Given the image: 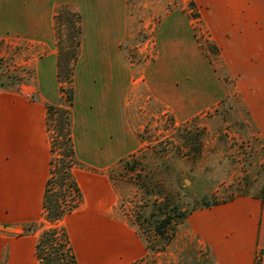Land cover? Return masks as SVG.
<instances>
[{"label":"crops","instance_id":"1","mask_svg":"<svg viewBox=\"0 0 264 264\" xmlns=\"http://www.w3.org/2000/svg\"><path fill=\"white\" fill-rule=\"evenodd\" d=\"M198 4L204 6L199 18L214 45L212 62L219 67L193 41L178 53L187 65L186 79H176L180 66L163 45L166 53L160 49L142 68L144 90L186 120L221 103L230 94L225 79L232 80V92L264 148V0ZM63 5L80 15L70 130L75 158L84 167L73 173L82 202L62 225L77 264H129L145 254V246L134 228L111 216L114 194L107 174L111 164L139 145L127 119V98L137 79L122 49L127 0H0V37H17L40 49L32 84L0 87V264H38V233H22V226L42 218L51 158L47 105L60 98L54 14ZM186 15L184 9L167 12L159 31L168 26L174 36L178 22L190 39ZM80 62L87 82L78 91L74 77ZM188 220L214 264H256L257 257L264 264V181L262 195L197 208Z\"/></svg>","mask_w":264,"mask_h":264},{"label":"rangeland","instance_id":"2","mask_svg":"<svg viewBox=\"0 0 264 264\" xmlns=\"http://www.w3.org/2000/svg\"><path fill=\"white\" fill-rule=\"evenodd\" d=\"M179 9L187 12L190 39L185 37L186 26L178 22L174 36L168 26L159 31L162 16ZM203 9L198 0H128L124 51L127 58L137 64L134 66L137 79L127 98V119L139 145L128 155L130 163L117 161L110 165L107 174L114 194L111 216L134 228L145 246V254L129 264H214L207 245L189 225V214L197 208L238 196L261 195L264 148L239 96L232 92V80L225 79L230 94L221 103L186 120L177 119L168 107L145 92L142 85L144 64L153 62L160 49L166 53L163 45L170 51L168 58L180 66L174 75L176 79H186L187 65H183L178 53L191 48L193 41L212 62L214 45L199 18ZM60 29L63 47L68 50L70 39L65 37L64 27ZM38 56L40 49L29 41L0 37V87L20 88L32 84ZM139 58L141 64H138ZM85 69L81 62L76 68L74 86L78 91L86 87ZM218 72L222 73L220 68ZM57 117L56 112L47 116V129L53 143L54 139H62L58 134L61 126L55 122ZM77 162L72 165L73 173L84 167ZM148 197L150 201L176 203L186 213L178 220L169 241L148 233L143 225L137 224L135 216L143 210L139 203Z\"/></svg>","mask_w":264,"mask_h":264},{"label":"trees","instance_id":"3","mask_svg":"<svg viewBox=\"0 0 264 264\" xmlns=\"http://www.w3.org/2000/svg\"><path fill=\"white\" fill-rule=\"evenodd\" d=\"M128 3V0H127ZM192 3V2H191ZM193 5V3H192ZM74 19V22H73ZM55 34L57 44V81L59 83V102L47 105L48 118L53 112L58 114L55 122L61 129L58 134L62 139L50 142V168L45 183L42 201V220L24 223L22 233H34L38 230L35 243V254L38 264H77V259L65 227L60 223L66 215L75 210L82 202V193L72 171L74 162L78 163L71 139L70 107L73 100V70L80 51L81 26L77 11L66 6H60L54 14ZM64 27L65 37L70 39L71 46L64 48L60 28ZM124 51V42L122 44ZM128 63L134 67L133 60ZM141 64L142 59H138ZM56 143V144H55ZM57 149V154L54 151ZM130 157L119 159V162L130 163ZM264 181V180H263ZM146 190L145 185H141ZM263 193V186L261 195ZM135 216L137 224L144 226L148 233L161 236L169 241L175 232L178 220L186 216L178 204H168L162 200L149 197L142 200ZM205 205V204H204ZM148 208L146 211L145 208ZM256 264H261L257 257Z\"/></svg>","mask_w":264,"mask_h":264}]
</instances>
